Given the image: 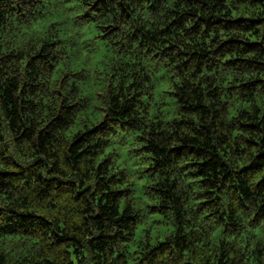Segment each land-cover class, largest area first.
<instances>
[{
  "label": "clouds",
  "instance_id": "obj_1",
  "mask_svg": "<svg viewBox=\"0 0 264 264\" xmlns=\"http://www.w3.org/2000/svg\"><path fill=\"white\" fill-rule=\"evenodd\" d=\"M0 264H264V0H0Z\"/></svg>",
  "mask_w": 264,
  "mask_h": 264
}]
</instances>
